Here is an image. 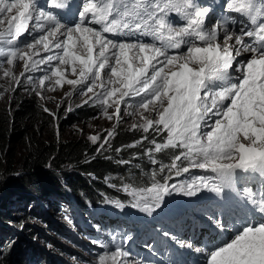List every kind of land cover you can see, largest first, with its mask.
Here are the masks:
<instances>
[{"label":"snow or ice","instance_id":"6c2138e0","mask_svg":"<svg viewBox=\"0 0 264 264\" xmlns=\"http://www.w3.org/2000/svg\"><path fill=\"white\" fill-rule=\"evenodd\" d=\"M45 3L50 10L38 8L37 0H0V42L14 45L30 30V21L42 33L23 49L0 47L8 65L3 76L18 81L12 72L16 60L23 61L25 72L48 65L41 87L54 78V86L85 89L105 118L118 122L126 98L139 97L135 111L126 106L123 113L139 115L140 122L131 129L166 133L162 142L153 138L149 150H173L171 163L161 171L180 176L199 169L209 175L169 185L170 176L161 183L153 173L146 188L125 186L134 197L132 206L151 215L172 191L190 197L210 193L208 218L215 236L196 249L203 264H264V0H222L215 23L209 7L198 0ZM73 7L77 18L71 24L52 11ZM238 23L237 29L230 27ZM105 34L136 39L113 40ZM169 49L178 54L169 55ZM109 108L114 112L109 114ZM113 135L108 131V137ZM177 243L193 246L190 241ZM129 255L117 246L102 252L97 264H129Z\"/></svg>","mask_w":264,"mask_h":264},{"label":"rangeland","instance_id":"374dc122","mask_svg":"<svg viewBox=\"0 0 264 264\" xmlns=\"http://www.w3.org/2000/svg\"><path fill=\"white\" fill-rule=\"evenodd\" d=\"M200 1L206 2V0ZM209 1L212 6L218 0ZM41 34L35 27V21H30V30L23 34L12 46L23 49L27 43L32 42L35 37ZM12 46L0 42V47ZM54 52L55 49H53V53L49 54H54ZM43 55L45 53L41 52V56ZM34 59H39V57H34ZM55 63L53 61V64ZM7 67L5 58L0 57V264H97L98 254L115 250V246L109 247V244L114 243L115 234H118V240H124L127 237L126 241L128 242V236L132 238L134 233L138 231L136 229L138 223H146V217L153 215L155 211L162 209V207L170 211L166 214L167 218L161 223L162 226L165 225L171 228L172 233L168 236L170 241L161 232L163 229L159 228L156 235L165 239L158 245V247H161V252L158 251V247L155 245H148L144 249L139 247L136 251H133L130 248L133 247V239L129 238L131 240L126 246L128 249L124 250L130 253L128 257L138 255L137 251H139L140 255L153 254L157 260L165 264L167 262L172 263L176 258L169 253L168 249L169 245L173 244L171 243L173 237L179 236L190 227L192 229L195 226H200L197 222H207L210 227L214 228V224L208 218L213 209V200L199 201L201 198L212 196V194L206 192L190 197L178 191H172L170 195L164 196L160 207L156 208L151 215L134 207L135 220L132 221H126L115 217V214L104 212L108 206H114L117 203L122 207H115L113 210L132 208L134 197L129 191H125V188L117 190L123 196V200L120 202L116 199L109 202L101 198L104 200L103 203L95 206L98 210H102V213L98 214H92L90 209L93 207L80 195L76 196V191L67 188L68 181L65 182L63 179L58 178H62V173L55 172V174L50 175V178L54 177L56 181L52 183L54 186L47 188L46 192L42 194L31 193L28 185L20 183V177L22 176L21 161L31 145L38 143L47 145L52 143L53 139L70 140L85 137L106 156L111 147V137L107 136L110 130L135 131L142 137H148V139H143L138 143L140 145L146 144L148 149L154 148L151 143L153 138L156 142H162V136L166 133L157 135L151 129L148 133L131 129L133 123L140 122L139 115H125L123 109L127 106L130 111H135L134 105L139 97L126 98V103L121 105L122 112L119 122L115 118L109 120L103 115L102 107L95 100H89V96L92 94H84L85 89L73 90L67 84L54 86V78L53 81H46L44 86L41 87L40 80L49 74L48 65H38L36 69L25 72L23 61L16 60L12 66V72L18 78V81L3 76V68ZM29 77H31V80H29ZM68 78L75 79L70 74ZM104 78L107 79V77ZM53 86L54 90H50ZM69 92L72 94L66 95ZM21 100L32 104L35 111L32 115L20 111ZM86 100H88V103H84ZM45 108L48 109L47 112L44 110ZM69 108L71 111H69ZM81 108L91 110L89 118L82 120L77 117L76 112ZM108 112L111 114L114 112V108H109ZM145 115L150 114L145 113ZM13 132H16L15 136H12ZM93 136H98L99 139L93 142L90 139ZM133 149V147H127L123 150L130 154ZM148 154V151L144 152L146 157ZM148 158H153V152L150 153ZM184 163L186 165V162ZM64 170L70 171L66 168ZM80 175L82 174L80 173ZM199 175L206 176L209 173L199 169H191L188 173L176 176L174 172L170 173L165 169L156 179L163 183V178L170 176L169 185H178L191 181L193 176ZM12 179L15 182L18 179V181L11 184L10 187L5 185L6 182ZM149 183H152V179L149 180ZM149 183L141 188L150 186ZM184 201L193 204L183 203ZM205 202L208 204L206 208H203ZM182 204L198 209L199 213H192L188 216L176 215L174 211L178 212L177 208ZM159 211L165 213V210ZM26 215L30 216L27 217ZM189 223H191L190 227L188 226ZM123 225H126L128 229L120 231L119 229ZM175 231H177V235L174 234ZM209 234L213 238V233L210 232ZM189 237L176 238L188 241ZM156 241V239L148 237L146 243ZM177 241L180 240L176 239L175 244L181 247ZM101 243L107 244V249L101 248ZM5 244L13 246L10 256L12 260L9 263L3 259L6 252L4 250ZM128 257L125 259L129 264H136V262H139V264H152L141 258Z\"/></svg>","mask_w":264,"mask_h":264},{"label":"trees","instance_id":"16d2710c","mask_svg":"<svg viewBox=\"0 0 264 264\" xmlns=\"http://www.w3.org/2000/svg\"><path fill=\"white\" fill-rule=\"evenodd\" d=\"M19 108L21 112H27L29 115L35 112L32 104L24 100H21ZM76 113L79 119L84 120L89 118L91 110L81 108ZM15 133L13 132L12 136H15ZM110 141L111 147L106 156L85 137L70 140L53 139L52 143L47 145L39 143L31 145L21 161L20 183L28 185L31 193L42 194L48 190V187L54 186L52 183L56 180L53 176L50 178V175L55 172L62 173V178H58L65 182L68 181L67 184L70 186L67 188L76 191V196L80 195L85 199L93 207L90 209L93 214L99 211L95 206L103 203L104 200L101 198L109 202L115 199L120 202L123 200V196L117 190L125 188L126 185L136 188L146 186V183L152 179L153 173H156L157 177L162 173L161 166L171 163L173 150H165L162 153L153 151V158H148L150 153L146 157L144 152H149L150 149L146 144L137 145L136 142L143 141V137L135 131L127 132L117 129ZM133 144L136 146L133 147V152L130 154L123 150ZM153 159L157 161L155 164L150 162ZM64 168L70 169V171L64 170ZM74 171L78 173L76 174ZM16 182L12 179L5 185L10 187ZM99 194L101 196H98ZM115 207L119 208L115 204L108 206L104 212L126 217V214L132 215L131 213L135 210L133 206L124 210L121 208L113 210ZM12 249V245L5 244L6 252L3 259L7 263L12 260L10 259Z\"/></svg>","mask_w":264,"mask_h":264},{"label":"bare ground","instance_id":"6f19581e","mask_svg":"<svg viewBox=\"0 0 264 264\" xmlns=\"http://www.w3.org/2000/svg\"><path fill=\"white\" fill-rule=\"evenodd\" d=\"M198 3H200L201 5H203L205 2H201L200 0H198ZM209 15H210V17H211V23L213 22V20L217 17V13L216 12H212V11H210V13H209ZM179 23V22H178ZM214 23V22H213ZM46 27H47V25H46ZM105 35H107V34H105ZM108 36V38L109 39H113V40H116V38H118V37H116V36H112V35H107ZM220 36L222 37L223 36V33H220ZM119 38H121V39H123V40H134V39H136L135 37H119ZM144 41H146V42H149L150 41V37H143L142 38ZM174 54H178V50H174V49H169V55H174ZM239 59V58H238ZM202 209V208H201ZM91 212V211H90ZM127 212V211H126ZM198 212V211H197ZM98 213H102V210H99L98 212H96V213H93V214H98ZM199 213V212H198ZM121 214V213H120ZM190 227V226H189ZM213 233V235L215 236V233L213 232V231H209V233ZM211 236V235H210ZM156 249V248H155ZM146 264V263H145ZM203 264V263H202Z\"/></svg>","mask_w":264,"mask_h":264}]
</instances>
